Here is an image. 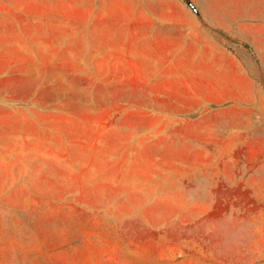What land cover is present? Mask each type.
<instances>
[{
  "label": "rangeland",
  "instance_id": "1",
  "mask_svg": "<svg viewBox=\"0 0 264 264\" xmlns=\"http://www.w3.org/2000/svg\"><path fill=\"white\" fill-rule=\"evenodd\" d=\"M0 264H264V0H0Z\"/></svg>",
  "mask_w": 264,
  "mask_h": 264
},
{
  "label": "crops",
  "instance_id": "2",
  "mask_svg": "<svg viewBox=\"0 0 264 264\" xmlns=\"http://www.w3.org/2000/svg\"><path fill=\"white\" fill-rule=\"evenodd\" d=\"M245 6H246L245 9L247 10V12L244 13V16L249 17L252 14L248 11L252 10L253 8H251V5H245ZM260 19H261V13H259V20ZM260 26H261V23H259V27ZM220 27L223 28L224 30H229L231 32L233 29L231 24H221ZM202 31H204L205 33L209 32L208 29L203 30L202 26L196 20H194L193 28L189 27L188 29L186 28L185 22L182 21L181 24H178L177 27H173V28L168 27V26L160 27V28L151 27L150 29H148V34H149L148 40L149 42L154 43L161 36L162 38L160 40L164 42L165 41L163 38L164 36L169 35L170 33L176 32L178 35V40L181 41V43L183 44V47L186 46L185 45L186 42L194 44L196 46L195 50L197 51L196 56L198 58L205 60V64L202 66V69L199 70V72L201 73H215V72L220 71L219 68L222 66H219L216 63L219 53L222 56L233 61L234 66H232V69H231L232 72L239 73V74L256 73L255 69L253 70L247 69L243 64V61L238 55L227 52V50L224 47H220L215 37L214 38L209 37L208 39H205L199 42L197 38L199 34L202 33ZM241 36L243 37L242 40H245L247 42H252L251 41L252 37L249 33L247 34L243 33Z\"/></svg>",
  "mask_w": 264,
  "mask_h": 264
},
{
  "label": "trees",
  "instance_id": "3",
  "mask_svg": "<svg viewBox=\"0 0 264 264\" xmlns=\"http://www.w3.org/2000/svg\"><path fill=\"white\" fill-rule=\"evenodd\" d=\"M238 43L242 44L247 50H249L251 52V54L257 59L259 60L258 58V54L256 52V50L254 49V47L247 41L245 40H242V39H238L237 41Z\"/></svg>",
  "mask_w": 264,
  "mask_h": 264
},
{
  "label": "water",
  "instance_id": "4",
  "mask_svg": "<svg viewBox=\"0 0 264 264\" xmlns=\"http://www.w3.org/2000/svg\"><path fill=\"white\" fill-rule=\"evenodd\" d=\"M189 3L193 6V4L189 1Z\"/></svg>",
  "mask_w": 264,
  "mask_h": 264
}]
</instances>
